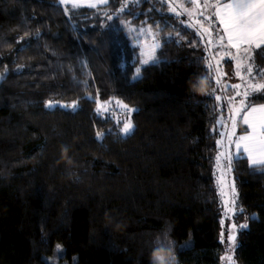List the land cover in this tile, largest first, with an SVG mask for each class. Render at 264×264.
<instances>
[{"label": "trees", "instance_id": "obj_1", "mask_svg": "<svg viewBox=\"0 0 264 264\" xmlns=\"http://www.w3.org/2000/svg\"><path fill=\"white\" fill-rule=\"evenodd\" d=\"M120 1L77 10L105 21L80 29L58 0H0V264H45L56 245L69 264H151L165 231L178 264L220 262L218 106L192 87L208 75L203 44L161 0L108 20ZM135 12L162 29L161 62L139 79L138 48L119 24ZM110 98L139 109L127 137L96 113L94 101ZM232 173L248 224L235 261L264 264V174L243 158Z\"/></svg>", "mask_w": 264, "mask_h": 264}, {"label": "snow or ice", "instance_id": "obj_2", "mask_svg": "<svg viewBox=\"0 0 264 264\" xmlns=\"http://www.w3.org/2000/svg\"><path fill=\"white\" fill-rule=\"evenodd\" d=\"M59 2L64 5L69 0H59ZM70 2L73 9L80 7L96 9L99 5H107L109 0H70ZM165 2L166 0H161V3ZM125 6H122L120 11H123ZM167 6L168 10L175 13L176 16H187L188 22L182 20L181 23L195 29V33L199 36L200 43L203 44L204 51L207 53L206 56L201 57V60L205 63L208 75L198 82L209 84L214 81V85L210 91H204L205 95L214 97L216 101H221L222 97L216 95L218 88H222L225 92L229 89L234 92V95L225 97L230 114L228 118L231 121V129L221 131V139L216 141L217 145L223 147L226 138L228 147L218 152L215 157L217 192L221 199L225 218L231 219L237 211L243 213L242 208L237 209L236 207L238 193L235 182H230L226 178L233 171L234 161L239 162L242 158L246 159L250 168L264 174V103L255 102L264 100V69L257 70L255 64L257 55L264 58V0H203V2L189 0L188 7L172 3H168ZM178 8L181 10L178 11ZM65 11L67 12L68 9L65 8ZM104 15L108 20L113 19V16L107 12ZM124 25L128 27L130 33H137L134 39L137 41L136 47L139 50L137 63L140 66L135 68L133 79H139L142 70H146L145 66L154 67L161 62L157 53L162 48L160 36L162 29L158 23L155 24V27L149 25L139 29L131 27L130 22H124ZM176 35L183 39L179 32ZM170 38L171 34L163 42L166 44L167 39ZM190 44L195 46V42H190ZM225 58L234 62L233 75L241 83L227 84L224 82V77L228 75L222 70V62ZM237 97L240 99L237 100ZM94 102L97 104L96 113L98 115L102 109L108 111L98 99ZM105 103L111 104L112 101ZM115 104L127 114L128 118L123 121L121 129L124 136L127 137L134 130L130 119L131 113L138 112L139 109L130 108L120 100H116ZM46 107L52 109L55 105L49 101ZM62 107H71L75 110L77 104L73 102L71 105ZM117 123L119 124L120 121L117 120ZM238 124L243 126L240 134H237ZM96 135L98 139L102 140L105 133L97 132ZM233 146L234 151L229 150ZM250 219L255 220L256 217L252 216ZM220 223L223 226L224 220L221 219ZM247 228V223L231 224L225 254L220 257L221 264H235L234 256L230 253H233L236 247V230ZM220 243H225L223 230L220 233ZM154 245L156 248H173L174 241L169 239V233L165 231L162 233V238L160 236L156 238ZM186 247L188 246H181L182 249ZM57 255L62 258L59 245H57ZM45 264H49V262L46 261ZM52 264L55 262L53 261Z\"/></svg>", "mask_w": 264, "mask_h": 264}, {"label": "rangeland", "instance_id": "obj_3", "mask_svg": "<svg viewBox=\"0 0 264 264\" xmlns=\"http://www.w3.org/2000/svg\"><path fill=\"white\" fill-rule=\"evenodd\" d=\"M135 1L136 0H121L118 8L116 10H114L112 13H110V15L117 16V14L122 12V11H120L121 7L125 6V5L126 6L123 8V11L128 10V5L130 3H132V2H135ZM58 2H59V0H58ZM166 2H167V4L168 3H172L173 5H181V4H183L186 7L189 6V0H166ZM201 2H203V0H201ZM62 6L64 7V9L65 8L68 9V11L66 13H67L68 16L72 17L71 18L72 19V23L77 28H80V29L92 28L93 26H95L97 24H104L105 23V21L101 22V20H98L96 18V16L94 15L95 12H92V13L79 12V13L75 14V12H77V10L83 9V10L87 11V10H96L97 8L96 9H92V8H88V7H80V8L73 9L71 7L70 0H69V2L67 4H64ZM101 6L103 7L104 5H99L98 8L101 7ZM177 10L180 11L181 9L178 8ZM171 13H173V12H171ZM173 14H175V13H173ZM137 15H139V12H135L134 14H132V15L126 17V18L119 19V24L123 27L124 31L127 33L128 37L132 41L133 46H135V47H136L137 41H136V39H134V37L137 36V33H135V32H131L130 33L129 30H128V27H126L124 25V22H130L131 27L137 28V29H139L140 27H145L146 28V27L149 26V24H142L141 20H138V21L132 20ZM179 17H182L183 21H185L186 23L188 22L187 16L181 15ZM138 53H139V50H138ZM206 55H207V53H206ZM256 68H257V70L264 69V67L259 68L258 66H256ZM222 70H223V72L228 74L227 76L224 77V82L225 83H227V84L241 83V81L239 79H237L233 75V73H234V62H231L228 58H225V60L222 62ZM217 90L218 91L216 92V95H220L222 97L221 101H217L218 115H217L216 128H215V130H216V132L218 134L217 140H220L221 139L220 132L221 131H227V130L231 129V121L228 118L230 114H229V111H228L227 101H226L225 97L234 95V92L231 89H229L227 92H225L222 88H218ZM241 91H243V89H241ZM239 99L240 98L237 97V100H239ZM116 100H118V99L110 98V99L103 100V101L99 100L100 104L104 105V107L108 109V111H104L102 109L100 115L109 117L110 120H112V123L123 134V132L121 131V129L123 127V121L126 118H128V117H127L126 112L115 104ZM107 101H112V103L111 104H106L105 102H107ZM52 103L54 105H57V106H63V105H71L73 102H70V103H67V104L66 103H62V102H52ZM96 108H97V104H96L95 110H96ZM221 117H223V119H221ZM117 120L120 121L119 124L117 123ZM218 121H219V123H218ZM238 127H239V124H238ZM238 127H237V129H238ZM238 134H240V133H238ZM226 147H228V145H227V140L225 138L224 146L222 147V146L218 145L217 153L220 152V151H223ZM229 150L234 151V146L231 149H229ZM217 153H216V155H217ZM216 155H215V157H216ZM215 157H214V164H213V180H214V188H215L216 194H217L219 221H221V219L224 220L223 226L220 223V233L223 230L224 236H225V243L222 244V246H223L222 255H224L226 247H227V236L229 234L231 224L232 223H236L237 225H239V224H242V223H245V222L241 221L238 218V216L240 214L239 211H237V213L234 216H232L231 219L225 218V216H224L223 208L221 206V199H220V197L218 195L217 188H216V175H217V173H216V168H215ZM226 178L230 182L231 181L235 182V179H234V176H233L232 172ZM235 186H236V190H237V193H238V189H237L236 183H235ZM236 207H237V209L241 208L240 205H239V200L238 199H237V202H236ZM239 231H240V229L236 230V245H237V235H238ZM61 252H62V258L58 257V255H57V245H56L55 246V250H54V254L52 256L44 257V258H45L46 261L49 262V264H52L53 261L55 262V264H69V261L64 256V249H63L62 246H61ZM230 254L234 256V252L230 253ZM234 260H235V258H234ZM219 264H221V261L219 262ZM235 264H237L236 261H235Z\"/></svg>", "mask_w": 264, "mask_h": 264}, {"label": "clouds", "instance_id": "obj_4", "mask_svg": "<svg viewBox=\"0 0 264 264\" xmlns=\"http://www.w3.org/2000/svg\"><path fill=\"white\" fill-rule=\"evenodd\" d=\"M193 89L198 92H204L207 88L205 83H196L192 85ZM151 264H178V259L175 254L174 248H156L154 247L151 252Z\"/></svg>", "mask_w": 264, "mask_h": 264}]
</instances>
